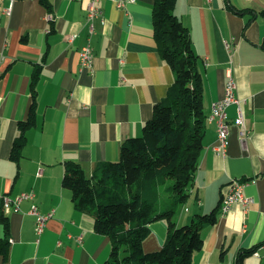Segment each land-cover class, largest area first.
Returning a JSON list of instances; mask_svg holds the SVG:
<instances>
[{"label": "crops", "instance_id": "obj_1", "mask_svg": "<svg viewBox=\"0 0 264 264\" xmlns=\"http://www.w3.org/2000/svg\"><path fill=\"white\" fill-rule=\"evenodd\" d=\"M50 1L52 12L41 0H15L11 14L0 15V246L8 243L5 251L0 248V264H104L112 241L96 231L93 216L79 210L72 190L63 186L66 163L78 162L91 175L97 164L117 161L123 143L142 134L175 77L154 35L156 0L125 8L101 0L103 16L93 23L86 0ZM9 4L2 0L0 8ZM263 12L264 0H177L175 5L198 55L207 116L195 180L176 221L183 225L198 214L218 212L217 222L203 230L204 244L192 264H237L249 249L254 252L241 264H264ZM89 42L95 53L91 69L80 62ZM38 68L37 122L27 131L17 162L11 153L19 121L29 117ZM230 69L240 104L228 108V145L218 151V125L209 114L225 95ZM241 113L246 141L235 122ZM234 179L248 181L244 193L251 202L246 208L236 203L223 214L221 203ZM28 191L36 196L24 200L20 211H3V195ZM33 204L43 214L54 211L41 234L30 213ZM167 234L166 220L152 222L144 250L161 249Z\"/></svg>", "mask_w": 264, "mask_h": 264}, {"label": "trees", "instance_id": "obj_2", "mask_svg": "<svg viewBox=\"0 0 264 264\" xmlns=\"http://www.w3.org/2000/svg\"><path fill=\"white\" fill-rule=\"evenodd\" d=\"M41 1L52 12L51 1ZM176 2L156 0L154 5V35L175 79L142 134L123 143L117 161L97 164L91 175L78 162L66 163L63 186L72 190L75 206L93 216L96 231L112 241L111 256L104 264H192L194 253L204 244L203 230L218 220L216 208L183 225L176 221L195 180L207 127L198 55L188 28L175 13ZM39 77L40 68L31 80L29 117L18 124L11 153L17 162L27 131L37 122ZM160 219L168 223L166 241L161 249L146 252L143 241L150 224ZM7 244L0 246L2 251ZM253 252H243L237 264Z\"/></svg>", "mask_w": 264, "mask_h": 264}, {"label": "built area", "instance_id": "obj_3", "mask_svg": "<svg viewBox=\"0 0 264 264\" xmlns=\"http://www.w3.org/2000/svg\"><path fill=\"white\" fill-rule=\"evenodd\" d=\"M10 4L7 7L0 8V15L7 14L10 15L12 11V6L15 0H9ZM101 0H86V10L88 19L93 23L94 19L103 16V11L99 7L98 3ZM114 2L119 8H125L129 3H134L137 0H110ZM2 0H0V3ZM48 17L53 19L54 16L49 14ZM93 25V24H92ZM75 35L71 37L73 40ZM94 48L89 42L81 50V66L87 68H93L94 65ZM228 78L226 82V92L223 98L216 100L212 103V107L215 108V116L213 121L217 122L218 125V143L214 146L215 150L225 151L228 145V135H229V114L228 108L230 105L237 103L240 104V100L237 96V82L233 71L230 69L228 71ZM236 124L242 126L241 136L242 140L246 141L248 137V130L245 128L244 117L241 113L240 116L235 120ZM248 181H240L234 179L229 185V189L225 194L223 201L221 203V211L223 214L229 212L236 203L242 204L245 208L251 202V198L246 196L244 193V187ZM36 194L34 191L22 192L16 197H10L9 195L2 196V208L3 211L8 213L12 210L20 211L21 203L26 200H33ZM31 214L37 217V233L41 234L44 232L47 221L54 215V211L47 214L41 213L37 204H33L30 210ZM259 255L258 252H255Z\"/></svg>", "mask_w": 264, "mask_h": 264}, {"label": "bare ground", "instance_id": "obj_4", "mask_svg": "<svg viewBox=\"0 0 264 264\" xmlns=\"http://www.w3.org/2000/svg\"><path fill=\"white\" fill-rule=\"evenodd\" d=\"M214 116H215V108L212 107V105H211V111H210V114H209L210 120H213Z\"/></svg>", "mask_w": 264, "mask_h": 264}]
</instances>
